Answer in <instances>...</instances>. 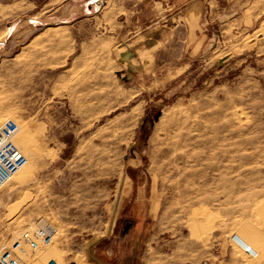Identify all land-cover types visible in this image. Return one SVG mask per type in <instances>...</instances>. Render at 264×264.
<instances>
[{
  "label": "rangeland",
  "instance_id": "374dc122",
  "mask_svg": "<svg viewBox=\"0 0 264 264\" xmlns=\"http://www.w3.org/2000/svg\"><path fill=\"white\" fill-rule=\"evenodd\" d=\"M22 1L0 0V121L28 159L0 188V251L43 222L53 241L27 264H99L111 228L112 264L149 234L166 264H264V37L211 35L220 61L162 40L119 62L86 0ZM223 6L219 22L244 14Z\"/></svg>",
  "mask_w": 264,
  "mask_h": 264
},
{
  "label": "crops",
  "instance_id": "0c3cea01",
  "mask_svg": "<svg viewBox=\"0 0 264 264\" xmlns=\"http://www.w3.org/2000/svg\"><path fill=\"white\" fill-rule=\"evenodd\" d=\"M39 1L45 3L48 0ZM64 1L50 2L60 5ZM86 3L88 10L97 13L95 16L98 18L97 25L104 29L103 42H110L113 45L111 54H114V59L119 62L124 59L125 53L130 54L133 59L141 56L139 62L148 59L147 55H150L152 45L162 40L185 46L184 58L187 60L207 58L210 61L220 58L217 48L210 49L206 45L211 35L217 38L221 34L240 35L243 39L249 37L251 44H256L264 37V29L261 28L264 21V0H86ZM226 4L229 6L237 4L244 14L237 19L234 18L233 21L227 18L224 22H219L220 18L227 15L223 6ZM41 11H45V8ZM242 25L247 26V30L238 29ZM125 63L131 65L129 62ZM133 172H135L134 167L130 170V173ZM111 232L112 228L106 235L103 234L91 243L90 253L99 264H112L108 262L111 250L107 247ZM151 237L153 236L149 234L143 244L138 243V251L135 250L134 245L132 249L126 248L123 252L125 257H119L118 260L123 264H135V260H138V264H166L163 257L166 252L161 250V244H158L159 238L154 241ZM234 243L238 247L232 246V248L239 257H241L239 250L245 256H257L244 251L235 240ZM174 264L180 263L176 261ZM197 264H252V261L235 260L227 249L222 248Z\"/></svg>",
  "mask_w": 264,
  "mask_h": 264
},
{
  "label": "built area",
  "instance_id": "2783aa9c",
  "mask_svg": "<svg viewBox=\"0 0 264 264\" xmlns=\"http://www.w3.org/2000/svg\"><path fill=\"white\" fill-rule=\"evenodd\" d=\"M18 132L19 125L15 120L6 118L0 121V188L28 161L17 143ZM54 234L55 229L48 223L38 222L27 226L0 251V264H27V258L33 256L41 245L47 246L52 243ZM233 239L244 251L253 256L257 255L249 245H243ZM50 261L57 264L54 259Z\"/></svg>",
  "mask_w": 264,
  "mask_h": 264
},
{
  "label": "bare ground",
  "instance_id": "6f19581e",
  "mask_svg": "<svg viewBox=\"0 0 264 264\" xmlns=\"http://www.w3.org/2000/svg\"><path fill=\"white\" fill-rule=\"evenodd\" d=\"M23 169H24V168H21L20 170H18V172H17V173H19V172H20V171H22ZM12 177H13V176H12ZM12 177H11V178H12ZM10 180H11V179H10ZM10 180H9V181H10Z\"/></svg>",
  "mask_w": 264,
  "mask_h": 264
}]
</instances>
